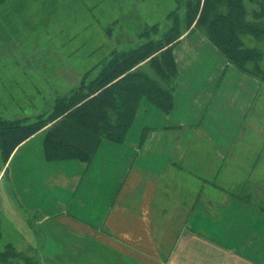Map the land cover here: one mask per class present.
<instances>
[{
	"label": "crops",
	"instance_id": "1",
	"mask_svg": "<svg viewBox=\"0 0 264 264\" xmlns=\"http://www.w3.org/2000/svg\"><path fill=\"white\" fill-rule=\"evenodd\" d=\"M174 57L173 110L143 98L122 143L101 141L90 162L53 161L44 128L4 160L0 253L10 245L34 264H264V209L251 192L165 195L203 139L230 156L253 87L206 38L185 37Z\"/></svg>",
	"mask_w": 264,
	"mask_h": 264
},
{
	"label": "rangeland",
	"instance_id": "2",
	"mask_svg": "<svg viewBox=\"0 0 264 264\" xmlns=\"http://www.w3.org/2000/svg\"><path fill=\"white\" fill-rule=\"evenodd\" d=\"M187 3V0H0V116L30 121L47 119L55 98L78 86L89 70L97 76L115 50L159 40L174 23L180 25L179 38L177 34L173 37L175 45L189 35L210 41L204 30L194 29L197 20L189 24L183 21ZM248 6L251 13L261 11L254 3L249 2ZM174 13L181 22L174 21ZM259 23L264 26V18ZM244 41L247 47L259 49L263 58L255 72L253 64L248 72L234 65L250 77L253 87L249 89L252 99L230 156L224 160L216 158L203 139L191 153L194 156L188 157L184 169L172 170L168 175L164 189L168 197L174 191L187 201L206 190L235 196L251 192V201L264 209V36L257 39L250 35ZM137 69L156 76L149 59ZM246 102L239 100L238 104ZM235 106L238 107L237 101ZM3 162L0 150V169ZM199 165L202 172H194ZM205 181L215 183L217 186L209 185L217 189L205 186ZM193 183L197 184L194 188ZM181 184L189 188L181 190ZM10 253L5 256L7 262L24 261L13 260ZM0 264H3L1 256Z\"/></svg>",
	"mask_w": 264,
	"mask_h": 264
},
{
	"label": "trees",
	"instance_id": "3",
	"mask_svg": "<svg viewBox=\"0 0 264 264\" xmlns=\"http://www.w3.org/2000/svg\"><path fill=\"white\" fill-rule=\"evenodd\" d=\"M187 1L184 22L197 20L194 29L204 30L211 43L243 72H248L251 64L254 72L259 70L262 52L247 47L243 39L250 35L257 39L264 36V26L259 23L264 18V0ZM249 2L260 6L261 11L251 13ZM174 17L176 23L182 21L176 13ZM179 28L174 23L159 40H148L137 48L115 50L97 76L89 70L78 86L55 98L47 118L50 120L0 116L2 158L7 160L21 143L48 126L45 151L49 160L75 158L90 162L101 141L125 140L143 98L169 114L174 108V85L179 75L174 58L177 44L173 43L174 35L179 38ZM147 59L155 70L154 77L137 69ZM10 251L13 260H24L25 255L9 245L0 253L3 264H20L7 262L5 256ZM24 261L34 264L29 258Z\"/></svg>",
	"mask_w": 264,
	"mask_h": 264
}]
</instances>
